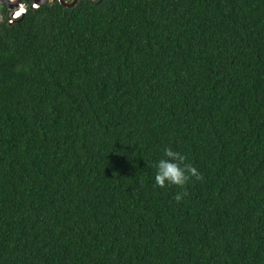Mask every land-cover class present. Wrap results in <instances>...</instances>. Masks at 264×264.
I'll list each match as a JSON object with an SVG mask.
<instances>
[{
  "label": "trees",
  "instance_id": "obj_1",
  "mask_svg": "<svg viewBox=\"0 0 264 264\" xmlns=\"http://www.w3.org/2000/svg\"><path fill=\"white\" fill-rule=\"evenodd\" d=\"M0 7V264H264V0ZM168 146L202 174L154 186Z\"/></svg>",
  "mask_w": 264,
  "mask_h": 264
},
{
  "label": "clouds",
  "instance_id": "obj_2",
  "mask_svg": "<svg viewBox=\"0 0 264 264\" xmlns=\"http://www.w3.org/2000/svg\"><path fill=\"white\" fill-rule=\"evenodd\" d=\"M186 160L187 158L185 155L165 146L163 148V157L154 165L156 168L154 186L164 188L168 185H175L178 188L183 189V191L174 195L173 198L176 202H180L188 195L185 185L190 179H203L202 174L197 168L191 163L186 162Z\"/></svg>",
  "mask_w": 264,
  "mask_h": 264
},
{
  "label": "water",
  "instance_id": "obj_3",
  "mask_svg": "<svg viewBox=\"0 0 264 264\" xmlns=\"http://www.w3.org/2000/svg\"><path fill=\"white\" fill-rule=\"evenodd\" d=\"M19 1L20 0H0V6H1V4H5L7 7H8V9H13L14 8V10L16 9V8H18V6H19ZM25 1H27V0H25ZM29 1H31V2H34V3H36L37 4V6H39V5H43V4H45V3H47V2H50V3H52V2H55L56 0H29ZM61 5H63V6H66V7H70V6H73L75 3H76V0H70V1H66V0H57ZM29 8H34L33 6H31V5H29ZM13 10V11H14ZM10 15H9V17L12 15V12H10L9 13ZM24 14V13H23ZM23 14H21L20 15V17H22L23 16ZM19 17V18H20ZM19 18H17L16 20L14 19V20H12L11 22H9V23H12V22H14V21H17Z\"/></svg>",
  "mask_w": 264,
  "mask_h": 264
},
{
  "label": "built area",
  "instance_id": "obj_4",
  "mask_svg": "<svg viewBox=\"0 0 264 264\" xmlns=\"http://www.w3.org/2000/svg\"><path fill=\"white\" fill-rule=\"evenodd\" d=\"M66 1H70V0H66ZM29 5L33 6L34 8L37 7V4L34 2H31ZM26 6L19 5L18 8L12 11V15L10 17H9L10 14L8 15V22H11L12 20L19 18L21 14L25 13Z\"/></svg>",
  "mask_w": 264,
  "mask_h": 264
},
{
  "label": "flooded vegetation",
  "instance_id": "obj_5",
  "mask_svg": "<svg viewBox=\"0 0 264 264\" xmlns=\"http://www.w3.org/2000/svg\"><path fill=\"white\" fill-rule=\"evenodd\" d=\"M30 3H31V2H30L29 0H27V1H25V0H20V1H19V5H23V6L29 5ZM0 7H1V6H0ZM13 10H14V8L11 9V10H9L8 13L12 12Z\"/></svg>",
  "mask_w": 264,
  "mask_h": 264
},
{
  "label": "bare ground",
  "instance_id": "obj_6",
  "mask_svg": "<svg viewBox=\"0 0 264 264\" xmlns=\"http://www.w3.org/2000/svg\"><path fill=\"white\" fill-rule=\"evenodd\" d=\"M39 7V6H38ZM27 11V10H26Z\"/></svg>",
  "mask_w": 264,
  "mask_h": 264
}]
</instances>
